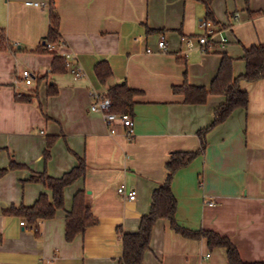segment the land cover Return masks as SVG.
<instances>
[{
  "label": "crops",
  "instance_id": "obj_1",
  "mask_svg": "<svg viewBox=\"0 0 264 264\" xmlns=\"http://www.w3.org/2000/svg\"><path fill=\"white\" fill-rule=\"evenodd\" d=\"M48 1L0 0V169L11 160L24 165L0 177V264H120L119 229L140 228L167 177L170 154L197 150L198 131L226 100L210 94L205 103L189 104L173 86L210 87L222 53L234 58L235 76L244 73L245 48L264 44V0H213L219 24L206 44L198 32L204 0H53L63 41L45 50ZM162 34L165 49L159 47ZM56 53L69 61L63 74L51 72ZM101 61L112 70L106 82L96 73ZM79 68L84 74L76 77ZM24 69L34 75L31 85L21 79ZM120 82L142 91L132 137L121 125L110 133L102 113L90 109L94 94ZM241 87L249 92L248 107L207 134L204 154L176 172L172 188L179 223L227 236L244 261L256 262L264 261V77ZM22 94L30 99L21 100ZM77 155L87 172L66 187L64 207L42 222L40 235L26 219L4 213L12 205H33L41 193L51 199L52 191L31 175L60 177L78 164ZM121 184L136 189V199L122 196ZM82 189L98 221L68 241L66 216ZM144 263L230 264L226 248L209 249L205 239L183 236L166 218L154 226Z\"/></svg>",
  "mask_w": 264,
  "mask_h": 264
},
{
  "label": "trees",
  "instance_id": "obj_2",
  "mask_svg": "<svg viewBox=\"0 0 264 264\" xmlns=\"http://www.w3.org/2000/svg\"><path fill=\"white\" fill-rule=\"evenodd\" d=\"M213 0H204L206 6L205 18L212 21L214 26L219 24L212 10ZM50 11V29L43 39L41 47L45 43L60 44L63 41L60 33V16L55 10L53 0L48 1ZM4 36L0 38V47H3ZM51 50V49H45ZM242 59L246 62V70L239 76L234 75V58L227 53H222V60L216 76L210 87L195 86L187 81L180 85L173 86L174 93L183 94L185 102L189 104H202L210 94H223L226 96L224 103L220 104L214 112L212 123L199 130L200 147L194 151H174L166 162L167 177L165 181L154 190L152 204L149 213L141 217L140 228L135 232H124L119 229L123 240V256L120 264H145V252L150 249L151 239L156 222L161 218L170 221L172 229L185 237L193 239H205L209 249L224 247L227 249V257L230 264H264V261L246 262L242 259L237 247L227 236L221 235L212 230L191 229L177 219L178 200L173 192L172 183L174 176L180 169L188 167L199 156L203 155L207 146V134L219 124L223 123L236 109L247 108L250 102L249 92L241 87L242 81L256 82L264 77V44H256L245 48ZM68 71L66 58L56 53L51 66L54 74H63ZM96 73L100 81L106 82L112 76L110 65L101 61L96 65ZM49 86V94L56 93V88ZM142 93L141 90L128 86L126 82H120L110 87L104 94L113 102L112 110L117 113L133 114L136 104V96ZM21 100H28L30 96L20 95ZM56 137H48L47 146L44 151V158L47 161L51 156V148ZM78 164L60 177L49 175L46 171L33 173L31 181L42 183L52 191L50 199L47 193H41L36 202L31 206L12 205L4 210L6 215L20 216L32 224L36 233L40 235L41 224L44 220L53 218L56 212L64 207V192L67 186L76 180L84 177L88 164L85 158L78 156ZM20 164L11 160L9 165L0 169V177L10 169L21 168ZM98 217L93 214L88 195L85 189L79 190L73 198V205L66 216V239L71 241L76 235L84 233L86 228L97 223Z\"/></svg>",
  "mask_w": 264,
  "mask_h": 264
},
{
  "label": "built area",
  "instance_id": "obj_3",
  "mask_svg": "<svg viewBox=\"0 0 264 264\" xmlns=\"http://www.w3.org/2000/svg\"><path fill=\"white\" fill-rule=\"evenodd\" d=\"M27 3L30 4L31 2L28 1ZM34 4L40 5L39 2H34ZM201 26L203 27V29H205V33L199 37V42L201 44H206L209 42V38L215 35L217 30L215 29V26L212 23V21H210L206 18H204L201 21ZM54 46H55V44H53V43H45L43 45V48L44 49H53ZM166 46H167L166 36H165V34H162L160 37V41H159V47L161 49H165ZM148 51H151V50L149 49ZM67 64L69 65V61H67ZM73 72L76 75V77L82 76L84 74L80 68L77 70H73ZM21 79L26 85H31L33 83V80H34V75L30 70L24 69L21 73ZM93 97H94V99H93V102L90 106V109L92 111H98V112L102 113L110 133L115 134L117 132L118 126L121 125L126 129V134L129 137H132L134 134V117H133V115L130 113H117V112L113 111L112 110V107H113L112 100L108 97H105L103 94L102 95L94 94ZM118 192L122 196H124L130 200H134L137 197V190L136 189H127L124 184H121L118 187Z\"/></svg>",
  "mask_w": 264,
  "mask_h": 264
},
{
  "label": "rangeland",
  "instance_id": "obj_4",
  "mask_svg": "<svg viewBox=\"0 0 264 264\" xmlns=\"http://www.w3.org/2000/svg\"><path fill=\"white\" fill-rule=\"evenodd\" d=\"M198 32H199L200 34H204V33H205V29H203V27L201 26V21H199Z\"/></svg>",
  "mask_w": 264,
  "mask_h": 264
}]
</instances>
